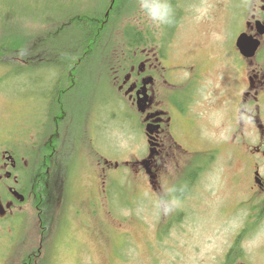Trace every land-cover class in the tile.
I'll list each match as a JSON object with an SVG mask.
<instances>
[{
	"label": "rangeland",
	"instance_id": "1",
	"mask_svg": "<svg viewBox=\"0 0 264 264\" xmlns=\"http://www.w3.org/2000/svg\"><path fill=\"white\" fill-rule=\"evenodd\" d=\"M51 1L64 7L73 2ZM90 1L80 0L84 4ZM173 1L177 4L176 12L166 4H174ZM21 2L29 0H0V8L18 10ZM245 2L124 0L122 23L114 28L104 55L101 52L96 57L99 64L92 72L98 78L93 75L92 83L80 88V107L92 106V118L97 117L95 122L102 132L98 133L99 141L103 143L97 141L106 157L122 163L142 156L146 150L137 112L112 82L111 65L128 47L125 29L133 25L143 40L166 45L160 49L174 58L178 66L192 48L198 52L200 47L213 46L217 36L225 35V26L228 28L231 19L239 25ZM168 14L175 17L171 24L166 18ZM42 15L37 12L38 17L20 23L23 33L29 36L27 48L14 54L13 61L20 66L32 65L36 69L55 62L52 54L42 55L44 49L39 46L45 36L50 38L63 24ZM142 22L144 26L136 25ZM2 37L0 23V44ZM53 49L47 46L46 51L52 53ZM44 70H25L18 75L21 71L12 64L0 62V147H10L18 156L26 150L34 151L33 143L37 145L36 141L43 137L41 120L46 118L51 101H39L33 91L36 88L41 94L49 89V83L52 86L54 74ZM71 77L75 82L76 77L72 75L70 80ZM68 79L65 83H69ZM215 120L214 128L207 126L208 131L205 129L203 137L192 140V146L207 149L229 144L230 139L221 133L220 116H215ZM82 134L87 135L86 130ZM31 137L33 143L28 142ZM233 149L230 156V151L220 154L184 201L176 200V196H171V201V187L166 183L155 192L141 175L137 176L135 169L124 166L121 171L108 170L104 200H90L99 187L93 177L99 159L81 147L59 171L58 192L55 180L41 182L38 190L33 183L28 201L15 211L12 221L0 223L7 229L8 224L14 227L13 239L6 228H0V264H25V258L34 259L36 254L41 259L39 264H232L229 255L237 244L242 250L251 246L258 249L256 261H251L264 264V216L255 218L257 213L244 204L250 182L249 175L243 176V172L249 168L241 150ZM237 178L239 182L233 186ZM59 195L64 197L63 202H58ZM257 204L253 202L254 207ZM45 216L51 219L48 223Z\"/></svg>",
	"mask_w": 264,
	"mask_h": 264
},
{
	"label": "flooded vegetation",
	"instance_id": "2",
	"mask_svg": "<svg viewBox=\"0 0 264 264\" xmlns=\"http://www.w3.org/2000/svg\"><path fill=\"white\" fill-rule=\"evenodd\" d=\"M111 2L110 9L115 5L114 0ZM244 8L239 25L231 19L228 28L225 26V35L217 36L213 46L200 47L198 52L192 48L178 66L174 58L160 49H165L166 45L157 46L153 41L138 44L132 50L126 46L120 59L112 63V82L141 122L146 144L142 156L122 163L110 160L101 151L103 142L99 141L98 133L102 132L96 123L92 125L86 116L78 126L75 118L66 119V111L52 116L55 126L51 132L47 121L41 120L43 140L39 138L37 145L33 137L28 140L35 145L34 151L26 150L18 156L10 147H0V210L3 211H0V223L12 221L15 211L30 197L32 189L22 178L25 171L31 167L38 171L39 183L55 180L58 192L61 188L56 179L59 171L81 147L91 157L99 159L96 165L100 168L95 169L93 176L99 187L96 195L88 198L90 200L106 197L104 186L108 170L121 171L128 167L135 169L137 176L141 175L155 192L166 183L173 191L169 199L176 196V200L184 201L222 152L230 151V156L232 148L241 150L249 168L248 172L244 170L243 176L248 174L250 182L244 204L250 205L257 213L255 218L261 219L264 216V0H246ZM117 22L120 26L122 20L119 18ZM243 37L241 48L246 54L237 46ZM71 83L75 84L74 80ZM217 115L221 133L230 139L229 144L221 147L223 149L192 146V140L203 137L205 129L208 131L207 126L214 128ZM63 122L67 124L64 129ZM85 130L87 135L82 134ZM34 155L38 156L36 167L32 166ZM237 180L234 179L233 186L238 184ZM63 201L64 197L59 195L58 202ZM253 202L258 204L254 207ZM44 219L47 223L50 220L49 216ZM7 226L8 229L0 228H6L11 238L14 237L13 224ZM238 245L230 252V263L253 264L251 260L256 261L258 249L251 246L242 250ZM38 253L40 255L41 251ZM34 257L25 258V264H39L38 254Z\"/></svg>",
	"mask_w": 264,
	"mask_h": 264
},
{
	"label": "trees",
	"instance_id": "3",
	"mask_svg": "<svg viewBox=\"0 0 264 264\" xmlns=\"http://www.w3.org/2000/svg\"><path fill=\"white\" fill-rule=\"evenodd\" d=\"M111 1L112 0H92L84 4L80 2V0H73L72 3L67 5V8L64 7L63 4L58 5L59 2L51 0H29V3L27 2L24 4L21 2L20 6H22L19 7L18 10H16V7H12V9L6 8V12L5 9L0 8V23L4 30V37L1 38L0 44V62H6L10 66L12 64L13 67L21 71H17L20 72L18 75H21L25 70L35 71L39 69H45L44 71L54 74L51 75L53 78L52 86L50 87L51 84H48L49 94L47 89H44V92H41V94L36 91V88L33 91L39 101L50 98L51 103L48 108L49 116L45 118L49 132H51L55 126L52 116L58 115L62 111H66V119L75 118L78 122V126L81 125L86 116V119L90 120L92 125L96 123L97 117L92 118L95 116L94 111H91L92 106L89 108L80 107V88L86 83H92V76H96L95 72L92 71L94 68L96 69L99 64V59L97 60L96 57H98L101 52L102 55H104L106 44L114 28L117 26V20L120 18L123 10H125L121 7L124 0H114L115 5L110 9ZM166 4L169 10L171 9L173 12L177 10V4H175V2L174 4H170V2ZM37 12L42 13V16L45 18L58 22V24L61 22L63 26L58 28V31L53 32L50 38L45 36V40H41V47L39 46V49H44L43 51L41 50L42 55L50 57L52 54L51 58H55L53 60L55 62L48 66L44 65L33 69L32 65H27V67L20 66L13 60L16 56L14 55L15 52L27 48L26 44L29 39V36L25 35L21 30L20 23L32 19L31 17H38L36 16ZM106 13H108L107 16ZM166 18L169 19V23L171 24V20L175 17L173 18L172 14H168ZM63 19L66 20L63 21ZM162 27L164 29L165 24L162 23ZM163 33L164 32H162V34ZM124 34L128 41V43H126L128 45L127 48L130 50L134 49L138 44H145L149 41L145 39L144 41L142 39L143 35L131 26L125 29ZM47 46L49 48L51 47V49L54 48L52 53L46 51ZM30 50L33 49L30 48ZM72 73L76 77L75 84L71 83L72 77L70 80ZM96 78H98V76H96ZM67 79L69 83H65ZM33 80L34 79L31 80V84H33ZM57 80L59 82L54 85V82H57ZM46 81L47 80L43 82L46 83ZM106 101L107 99H105L103 103L105 104ZM61 125L62 129L67 126L66 122H63ZM91 130L95 131V127H92ZM42 140L41 138V141ZM36 156L37 155H34L32 160L34 165L32 166H35ZM32 168L33 167L25 171L22 178L24 183L28 184L29 189H32L34 183L35 188L38 190V188H40V183H38L39 177L37 176L38 171L36 172V170ZM48 251H50V249H48ZM52 256L53 255H51V257ZM45 264H47V262H45Z\"/></svg>",
	"mask_w": 264,
	"mask_h": 264
},
{
	"label": "water",
	"instance_id": "4",
	"mask_svg": "<svg viewBox=\"0 0 264 264\" xmlns=\"http://www.w3.org/2000/svg\"><path fill=\"white\" fill-rule=\"evenodd\" d=\"M244 40V38H241L240 39V41H239V43H238V45H239V47L241 48V42ZM241 50H242V48H241ZM243 51V50H242ZM18 194V193H17ZM20 199H21V201L23 200V198L22 197H19ZM2 208V207H1ZM1 212H3L2 210H0Z\"/></svg>",
	"mask_w": 264,
	"mask_h": 264
}]
</instances>
